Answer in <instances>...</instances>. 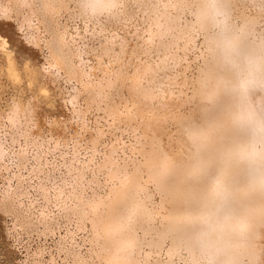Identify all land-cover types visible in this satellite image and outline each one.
Masks as SVG:
<instances>
[{
	"label": "bare ground",
	"instance_id": "6f19581e",
	"mask_svg": "<svg viewBox=\"0 0 264 264\" xmlns=\"http://www.w3.org/2000/svg\"><path fill=\"white\" fill-rule=\"evenodd\" d=\"M90 2L0 0V264H186L174 237L204 188L191 173L239 113L215 94L194 7L209 0H99L123 7L95 18ZM228 2L232 24L258 25L235 42H259L260 0ZM250 99L259 111L264 91ZM239 175L235 211L209 192L194 216L209 257L244 264L264 259V195Z\"/></svg>",
	"mask_w": 264,
	"mask_h": 264
},
{
	"label": "snow or ice",
	"instance_id": "6c2138e0",
	"mask_svg": "<svg viewBox=\"0 0 264 264\" xmlns=\"http://www.w3.org/2000/svg\"><path fill=\"white\" fill-rule=\"evenodd\" d=\"M259 6L264 13V0H260ZM42 7L54 6L44 4ZM83 7L90 8L95 18L104 11H108L111 17L112 10L122 8L123 5L92 0ZM194 7L207 9L203 13L204 22L211 25L209 32L212 38L206 36L205 42L209 44V50L213 52L215 94L235 99L239 113L233 117L228 133L221 138L223 147L216 163L207 168L194 169L191 173V176L200 181L204 188L190 201L189 207L192 212L186 220L182 221V227L177 229L174 243L178 244L181 251H187L191 257L186 264H239V261L234 259L220 260L208 256L200 241V234L196 230L194 210L210 192L213 203L218 207L235 211L232 205L235 201V185L241 180L239 175L241 169H243L244 181L251 187L258 188L264 195V104L257 111L250 99L254 90L264 91V31L259 33V42L248 39L238 44L235 42L238 34L246 37L257 35L258 25L254 18L247 20L241 27L232 24L230 13L234 6L228 0H209L206 5ZM193 15L196 16L199 13L194 12ZM261 19L264 21V16ZM259 27L264 29V22L260 23ZM0 44H3L5 49L9 46L8 41L3 38H0ZM213 44L215 48L212 47ZM9 73L18 79V75L13 73L11 66ZM194 142L197 141L194 140ZM197 147L199 148L198 142ZM234 170L236 175L232 174ZM244 228H248L246 223ZM131 248L134 255L135 241L131 242ZM198 251L201 258H197ZM261 256H264V250ZM244 264H264V259L257 257L253 249L252 258L246 259Z\"/></svg>",
	"mask_w": 264,
	"mask_h": 264
},
{
	"label": "rangeland",
	"instance_id": "374dc122",
	"mask_svg": "<svg viewBox=\"0 0 264 264\" xmlns=\"http://www.w3.org/2000/svg\"><path fill=\"white\" fill-rule=\"evenodd\" d=\"M70 130V129H69ZM70 134H68L67 136L69 137ZM38 241V242H37ZM40 241L36 238H34L32 241H31V246H36V244H38ZM49 244V242H48ZM21 247L19 246L18 249H20ZM20 251H23L22 249Z\"/></svg>",
	"mask_w": 264,
	"mask_h": 264
}]
</instances>
